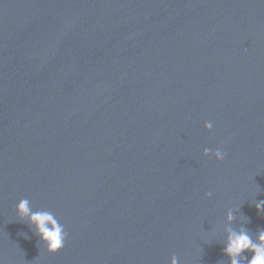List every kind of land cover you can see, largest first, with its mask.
Returning a JSON list of instances; mask_svg holds the SVG:
<instances>
[{
    "label": "water",
    "instance_id": "95a60500",
    "mask_svg": "<svg viewBox=\"0 0 264 264\" xmlns=\"http://www.w3.org/2000/svg\"><path fill=\"white\" fill-rule=\"evenodd\" d=\"M260 201L264 0H0V264H230Z\"/></svg>",
    "mask_w": 264,
    "mask_h": 264
},
{
    "label": "clouds",
    "instance_id": "9594fccd",
    "mask_svg": "<svg viewBox=\"0 0 264 264\" xmlns=\"http://www.w3.org/2000/svg\"><path fill=\"white\" fill-rule=\"evenodd\" d=\"M205 128L211 131L213 124L206 122ZM203 155L206 157L214 155L217 160L223 161L226 153L220 149L212 153L210 149L205 148ZM212 195L211 192L207 193L209 198ZM255 207L258 213L264 212V201L256 203ZM16 211L19 219H26L35 226L36 234L49 253L55 254L64 248L67 232L52 212L33 211L28 199L20 200ZM227 219L230 223L235 219L231 210L228 212ZM224 253L229 257L230 264H264V230H261L257 238L253 240L248 230L243 227L239 231L229 229ZM245 253H252L250 260ZM171 264H179L177 257H172Z\"/></svg>",
    "mask_w": 264,
    "mask_h": 264
}]
</instances>
